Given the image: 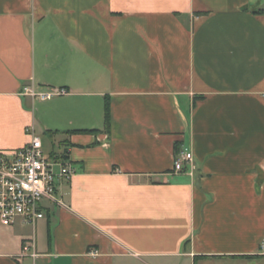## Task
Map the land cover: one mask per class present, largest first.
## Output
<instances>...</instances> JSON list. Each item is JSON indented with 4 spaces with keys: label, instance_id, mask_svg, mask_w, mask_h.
Wrapping results in <instances>:
<instances>
[{
    "label": "crops",
    "instance_id": "crops-1",
    "mask_svg": "<svg viewBox=\"0 0 264 264\" xmlns=\"http://www.w3.org/2000/svg\"><path fill=\"white\" fill-rule=\"evenodd\" d=\"M33 135L75 175L0 264H264V0H0V150Z\"/></svg>",
    "mask_w": 264,
    "mask_h": 264
},
{
    "label": "built area",
    "instance_id": "built-area-1",
    "mask_svg": "<svg viewBox=\"0 0 264 264\" xmlns=\"http://www.w3.org/2000/svg\"><path fill=\"white\" fill-rule=\"evenodd\" d=\"M25 92L42 101L69 94L66 89L37 94L32 87ZM187 167H195L194 155L184 149L176 155L174 172L185 173ZM74 175L71 162L61 155H48L38 136L33 135L31 142L21 149L0 150V224L12 226L18 220L36 224L44 219L45 203L61 204L60 186Z\"/></svg>",
    "mask_w": 264,
    "mask_h": 264
},
{
    "label": "trees",
    "instance_id": "trees-1",
    "mask_svg": "<svg viewBox=\"0 0 264 264\" xmlns=\"http://www.w3.org/2000/svg\"><path fill=\"white\" fill-rule=\"evenodd\" d=\"M199 98H202V97H199ZM105 122H106V129H109L110 127V110H109V105L106 106V113H105ZM50 135L53 137L54 134L53 133H50ZM179 144L177 143L175 146H176V151L177 153L179 152ZM63 157L65 159H67V156H64Z\"/></svg>",
    "mask_w": 264,
    "mask_h": 264
},
{
    "label": "rangeland",
    "instance_id": "rangeland-1",
    "mask_svg": "<svg viewBox=\"0 0 264 264\" xmlns=\"http://www.w3.org/2000/svg\"><path fill=\"white\" fill-rule=\"evenodd\" d=\"M44 140V150L45 152L48 154V152H50V150L53 149V146L51 145L50 141H48V139L46 137H41ZM57 149V148H55Z\"/></svg>",
    "mask_w": 264,
    "mask_h": 264
}]
</instances>
